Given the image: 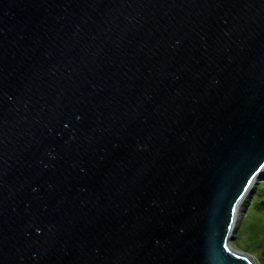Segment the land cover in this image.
<instances>
[{
  "label": "water",
  "instance_id": "obj_1",
  "mask_svg": "<svg viewBox=\"0 0 264 264\" xmlns=\"http://www.w3.org/2000/svg\"><path fill=\"white\" fill-rule=\"evenodd\" d=\"M263 172L264 0H0V264H259Z\"/></svg>",
  "mask_w": 264,
  "mask_h": 264
},
{
  "label": "rangeland",
  "instance_id": "obj_2",
  "mask_svg": "<svg viewBox=\"0 0 264 264\" xmlns=\"http://www.w3.org/2000/svg\"><path fill=\"white\" fill-rule=\"evenodd\" d=\"M230 245L264 264V172L243 204Z\"/></svg>",
  "mask_w": 264,
  "mask_h": 264
},
{
  "label": "bare ground",
  "instance_id": "obj_3",
  "mask_svg": "<svg viewBox=\"0 0 264 264\" xmlns=\"http://www.w3.org/2000/svg\"><path fill=\"white\" fill-rule=\"evenodd\" d=\"M263 175V173H262ZM253 187V186H252ZM252 187L250 188V190L247 192V194L243 197V199L241 200L238 208H237V211H236V215H235V218H236V222H237V219L241 216V213L243 211V204L246 200V198L248 197V195L250 194L251 190H252ZM236 222H235V225H236Z\"/></svg>",
  "mask_w": 264,
  "mask_h": 264
}]
</instances>
